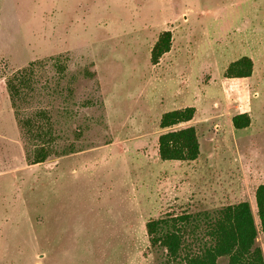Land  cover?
<instances>
[{
	"label": "rangeland",
	"instance_id": "374dc122",
	"mask_svg": "<svg viewBox=\"0 0 264 264\" xmlns=\"http://www.w3.org/2000/svg\"><path fill=\"white\" fill-rule=\"evenodd\" d=\"M245 56L253 75L226 78ZM33 64L17 110L7 80ZM187 107L194 119L171 130L194 126L200 157L163 162L160 119ZM40 114L68 155L31 164L47 140L20 121ZM260 185L264 0H0V264H163L148 221L243 201L264 253Z\"/></svg>",
	"mask_w": 264,
	"mask_h": 264
},
{
	"label": "trees",
	"instance_id": "16d2710c",
	"mask_svg": "<svg viewBox=\"0 0 264 264\" xmlns=\"http://www.w3.org/2000/svg\"><path fill=\"white\" fill-rule=\"evenodd\" d=\"M172 33L165 31L159 37L151 52L153 65L170 52ZM34 64L18 71L7 80V88L12 105L18 110L24 88L32 86ZM254 62L242 57L231 63L225 72L226 78L245 79L253 75ZM26 99V97H25ZM196 114L194 107L176 109L162 115L159 127L168 130L158 138V155L161 161L193 162L201 154L197 130L194 126L171 130L191 122ZM40 118L21 122L24 134L29 140L46 139L35 151L31 164H41L64 154L50 145L52 126L45 114ZM233 127L242 131L250 127L251 118L247 113L232 118ZM257 214L264 237V185L256 190ZM150 245L165 254L163 264H264V253L258 245V230L251 205L247 201L227 205L214 211L168 215L165 218L150 220L146 224Z\"/></svg>",
	"mask_w": 264,
	"mask_h": 264
},
{
	"label": "water",
	"instance_id": "95a60500",
	"mask_svg": "<svg viewBox=\"0 0 264 264\" xmlns=\"http://www.w3.org/2000/svg\"><path fill=\"white\" fill-rule=\"evenodd\" d=\"M56 163V161L55 162H52V163H47V167H50L51 165H53V164H55Z\"/></svg>",
	"mask_w": 264,
	"mask_h": 264
},
{
	"label": "crops",
	"instance_id": "0c3cea01",
	"mask_svg": "<svg viewBox=\"0 0 264 264\" xmlns=\"http://www.w3.org/2000/svg\"><path fill=\"white\" fill-rule=\"evenodd\" d=\"M8 140H10L9 142L11 143V145L13 144V141H12V139H8Z\"/></svg>",
	"mask_w": 264,
	"mask_h": 264
}]
</instances>
